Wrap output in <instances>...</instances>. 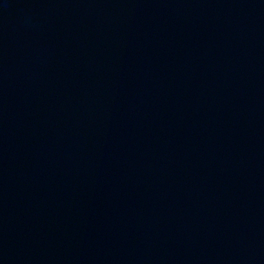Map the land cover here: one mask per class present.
<instances>
[{"label": "water", "instance_id": "95a60500", "mask_svg": "<svg viewBox=\"0 0 264 264\" xmlns=\"http://www.w3.org/2000/svg\"><path fill=\"white\" fill-rule=\"evenodd\" d=\"M0 264H264V0H0Z\"/></svg>", "mask_w": 264, "mask_h": 264}]
</instances>
